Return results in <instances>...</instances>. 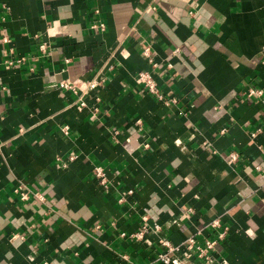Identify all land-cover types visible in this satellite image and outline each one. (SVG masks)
Masks as SVG:
<instances>
[{"label": "crops", "instance_id": "0c3cea01", "mask_svg": "<svg viewBox=\"0 0 264 264\" xmlns=\"http://www.w3.org/2000/svg\"><path fill=\"white\" fill-rule=\"evenodd\" d=\"M0 38V264H148L215 220L216 264H264V0H0Z\"/></svg>", "mask_w": 264, "mask_h": 264}, {"label": "built area", "instance_id": "2783aa9c", "mask_svg": "<svg viewBox=\"0 0 264 264\" xmlns=\"http://www.w3.org/2000/svg\"><path fill=\"white\" fill-rule=\"evenodd\" d=\"M92 29L95 30H104L105 25L104 24H94L92 25ZM1 40V38H0ZM3 43H8L9 38L4 37L2 38ZM40 50L42 52L46 51V46L42 45L40 47ZM144 57L148 60L149 64L152 66V70H145V71H140L136 77L135 81L138 85L142 86L145 88L149 93L153 94L154 96L157 97V99L160 102H165L167 105H173L176 104L177 101L175 99H167L164 97L163 94H161L159 85L156 81L155 78V73L153 68H156L158 65L156 64L153 56V51L152 47L150 45H146L142 51ZM69 62V60H67ZM13 61L8 62V66H12ZM171 67V65H170ZM97 83H88V84H79L78 82H68V81H63L60 84L61 89H66L74 92L76 95L79 94L80 92L84 91V89H95L97 87ZM246 94L248 97L256 96L258 99L262 100L264 98V91L262 89H254V88H249L246 91ZM97 100H99V97H97ZM86 106L84 96L82 95L80 98V110H83V108ZM140 123V122H139ZM263 125H264V120H263ZM262 128L258 130V132H261ZM64 134L69 133V127L66 126L63 128ZM224 132V131H223ZM256 134H253L252 137H255ZM145 148H148V145L145 146ZM239 155L237 153H231L229 155V162L234 163L238 161ZM70 161L74 160V157H71L69 159ZM68 163L62 162V167H66ZM259 169V167H258ZM95 175L98 178V180L102 184H106V171L103 167H96L94 169ZM23 198L27 199L28 196L23 194ZM145 222H147V217L143 218ZM210 229L216 234L214 237H209L206 238L202 243L198 242L195 236L190 237L189 239L186 240L181 245H174L169 239H162L159 241L160 247H161V252L157 254L155 257L154 261L149 262L148 264H157V263H162V264H196L193 260H199L204 264H216L219 262L218 260L215 259L214 257V250L216 249L217 244L224 240L226 238L227 234V228L223 227L222 223L219 220H215L210 224ZM159 232L161 231V227L159 225H155L153 228L149 226L148 223H146L143 227L142 230L131 235L132 238H135L138 241H142L146 234L149 232ZM123 237H126V234H122ZM187 252V257L185 258H177L176 256L179 255L183 251ZM194 256V259L191 260L190 257ZM129 262V257L127 255L122 256V263L121 264H127ZM221 264V263H220Z\"/></svg>", "mask_w": 264, "mask_h": 264}]
</instances>
